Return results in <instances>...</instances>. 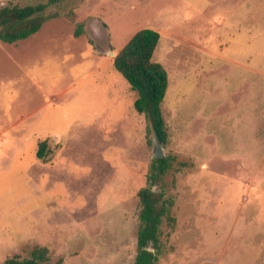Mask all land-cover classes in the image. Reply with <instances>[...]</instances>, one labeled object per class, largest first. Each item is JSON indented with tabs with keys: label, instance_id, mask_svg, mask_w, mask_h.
Wrapping results in <instances>:
<instances>
[{
	"label": "rangeland",
	"instance_id": "obj_1",
	"mask_svg": "<svg viewBox=\"0 0 264 264\" xmlns=\"http://www.w3.org/2000/svg\"><path fill=\"white\" fill-rule=\"evenodd\" d=\"M56 11L30 38L0 42V264L36 246L48 264H135L138 192L158 153L176 157L159 264H264V0H68ZM144 28L160 32L154 60L169 76L159 152L113 63Z\"/></svg>",
	"mask_w": 264,
	"mask_h": 264
},
{
	"label": "trees",
	"instance_id": "obj_2",
	"mask_svg": "<svg viewBox=\"0 0 264 264\" xmlns=\"http://www.w3.org/2000/svg\"><path fill=\"white\" fill-rule=\"evenodd\" d=\"M66 1L47 0L37 4L10 3L0 6V42L14 44L37 34L49 20L62 16L58 11L49 12V8L60 6ZM66 16L76 21L75 12L70 11ZM83 26L84 23L77 24L76 37L83 34ZM160 40L159 31L144 28L118 52L113 63L138 94L134 108L145 116L148 135L165 147L169 143V131L162 105L169 86V76L165 67L154 60ZM47 150L48 141L41 142L37 157L45 159ZM175 161L176 157L171 155L154 158L147 176V186L138 192L141 210L135 264H159L162 253L161 226L164 219H170L174 204L166 197L164 182L165 177L174 169ZM50 261L48 248L36 246L27 258H12L6 264H48ZM53 264H63V260L59 259Z\"/></svg>",
	"mask_w": 264,
	"mask_h": 264
},
{
	"label": "water",
	"instance_id": "obj_3",
	"mask_svg": "<svg viewBox=\"0 0 264 264\" xmlns=\"http://www.w3.org/2000/svg\"><path fill=\"white\" fill-rule=\"evenodd\" d=\"M111 53H112V55L114 54L113 52H111ZM156 144H157V151L159 152L160 151L159 150V145L161 146V144H159L157 141H156ZM163 157H165L164 154L158 153L157 155H155L154 158H163ZM150 250H152V249H150Z\"/></svg>",
	"mask_w": 264,
	"mask_h": 264
}]
</instances>
